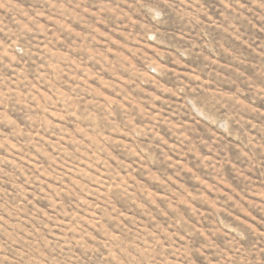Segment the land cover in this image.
I'll use <instances>...</instances> for the list:
<instances>
[{
    "label": "rangeland",
    "instance_id": "obj_1",
    "mask_svg": "<svg viewBox=\"0 0 264 264\" xmlns=\"http://www.w3.org/2000/svg\"><path fill=\"white\" fill-rule=\"evenodd\" d=\"M0 264H264V0H0Z\"/></svg>",
    "mask_w": 264,
    "mask_h": 264
}]
</instances>
